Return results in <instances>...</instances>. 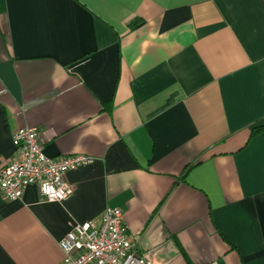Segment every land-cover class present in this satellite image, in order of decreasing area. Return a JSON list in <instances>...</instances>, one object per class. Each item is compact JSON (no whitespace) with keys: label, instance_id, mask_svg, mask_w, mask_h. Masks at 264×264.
Wrapping results in <instances>:
<instances>
[{"label":"crops","instance_id":"crops-1","mask_svg":"<svg viewBox=\"0 0 264 264\" xmlns=\"http://www.w3.org/2000/svg\"><path fill=\"white\" fill-rule=\"evenodd\" d=\"M264 0H0V170L13 133L86 154L62 202L0 189V264H63L122 208L153 264H264Z\"/></svg>","mask_w":264,"mask_h":264},{"label":"built area","instance_id":"built-area-1","mask_svg":"<svg viewBox=\"0 0 264 264\" xmlns=\"http://www.w3.org/2000/svg\"><path fill=\"white\" fill-rule=\"evenodd\" d=\"M43 136L36 127L13 133V160L0 170V189L7 200H19L29 186H36L43 200L62 202L74 191L69 171L94 163L86 154L60 155L43 152ZM138 241L125 224L122 208H107L98 221L75 224L60 241L63 264H153L139 253Z\"/></svg>","mask_w":264,"mask_h":264},{"label":"trees","instance_id":"trees-1","mask_svg":"<svg viewBox=\"0 0 264 264\" xmlns=\"http://www.w3.org/2000/svg\"><path fill=\"white\" fill-rule=\"evenodd\" d=\"M263 129H264V126L257 127L254 129L253 134H257V133L261 132Z\"/></svg>","mask_w":264,"mask_h":264}]
</instances>
